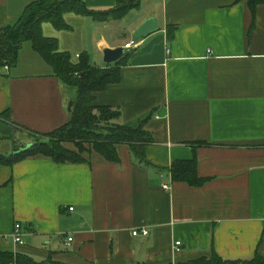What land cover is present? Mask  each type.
I'll use <instances>...</instances> for the list:
<instances>
[{
  "label": "crops",
  "instance_id": "0c3cea01",
  "mask_svg": "<svg viewBox=\"0 0 264 264\" xmlns=\"http://www.w3.org/2000/svg\"><path fill=\"white\" fill-rule=\"evenodd\" d=\"M31 1L0 0V28ZM82 1L95 10L115 6ZM138 3L109 21L67 12L69 29L44 21L41 33L56 38L72 62L86 52L96 67L110 64L105 48L123 47L120 81L98 91L94 104L119 107L130 127L147 120L148 165L124 143L116 145L117 162L90 150L83 162L34 155L0 165V251L45 264H175L212 251L223 259L264 258V4L251 25L243 0ZM148 17L158 30L133 39ZM19 51L14 68H0V114H9L0 118V141L22 133L32 144L68 120L75 93L29 42ZM193 156L206 181H174L171 162ZM15 223L20 245L11 240ZM138 228L148 234L133 236Z\"/></svg>",
  "mask_w": 264,
  "mask_h": 264
},
{
  "label": "trees",
  "instance_id": "16d2710c",
  "mask_svg": "<svg viewBox=\"0 0 264 264\" xmlns=\"http://www.w3.org/2000/svg\"><path fill=\"white\" fill-rule=\"evenodd\" d=\"M243 1L252 14V25L255 9L264 4V0ZM114 4L110 9L95 10L85 5L82 0H33L27 3L13 24L0 28V68H14L20 48L24 42H29L32 49L52 68L54 75L75 93L69 118L64 124L46 134H39L38 139L29 147H16L21 148L17 153L0 154V165H12L34 155L48 156L59 164L83 162V154L90 150L98 152L107 160L117 162L116 145L119 143L126 144L140 164L148 165L145 147L153 142V135L146 129L147 120L130 127L120 120L119 107L94 104L98 91L120 81V69L126 64L127 53L115 63L102 67L89 63L86 52L78 55L77 62H72L69 52L59 50L56 38L41 33L44 21L51 22L56 29H69L63 20V15L67 12L75 11L101 22L121 19L130 8L139 5L138 0H115ZM0 118L9 121L8 111L1 112ZM66 144H72L74 148L67 147ZM195 144L200 145L202 142ZM168 170L170 177L176 182L182 181L194 186L206 181L197 173L195 156L189 160L172 161ZM0 264H45V261H34L22 253L0 251ZM136 264L146 263L138 261ZM175 264H264V258L256 253L248 259H223L212 251L208 256Z\"/></svg>",
  "mask_w": 264,
  "mask_h": 264
},
{
  "label": "water",
  "instance_id": "95a60500",
  "mask_svg": "<svg viewBox=\"0 0 264 264\" xmlns=\"http://www.w3.org/2000/svg\"><path fill=\"white\" fill-rule=\"evenodd\" d=\"M158 21L155 17H148L133 31V39L145 38V36L157 31ZM123 54V47L117 46L115 49L105 48L103 51V61L105 63H115ZM72 100L68 103V111H71ZM21 148L14 149L12 153H17Z\"/></svg>",
  "mask_w": 264,
  "mask_h": 264
},
{
  "label": "built area",
  "instance_id": "2783aa9c",
  "mask_svg": "<svg viewBox=\"0 0 264 264\" xmlns=\"http://www.w3.org/2000/svg\"><path fill=\"white\" fill-rule=\"evenodd\" d=\"M131 45H135V41L134 40H131L130 43H126L124 45V47L126 49H129L131 48ZM6 69H8L7 66H5ZM162 187L165 189H167L169 187L168 183L164 182V184L162 185ZM69 210H72V207H69L68 208ZM14 229H13V232L11 234V240L14 242V244L16 245H20L22 244L24 241L22 240V229H21V226H20V223H15L14 224ZM137 234H141V235H147L148 234V229L146 228H138V229H134L132 230V235L133 236H137ZM67 243H69L70 241H72V237H67ZM179 245H180V242L177 241L175 242V247L176 249L179 248Z\"/></svg>",
  "mask_w": 264,
  "mask_h": 264
},
{
  "label": "rangeland",
  "instance_id": "374dc122",
  "mask_svg": "<svg viewBox=\"0 0 264 264\" xmlns=\"http://www.w3.org/2000/svg\"><path fill=\"white\" fill-rule=\"evenodd\" d=\"M133 16V15H131ZM74 91V90H73ZM15 133V132H14ZM13 133V134H14ZM39 135L33 136V140L36 141ZM31 138H27V136L23 135L22 133H17V135L11 137L10 139H5V142L0 141V154H10L13 152V147H29L31 144H26L25 142ZM72 148L74 146L70 144ZM87 146V145H85Z\"/></svg>",
  "mask_w": 264,
  "mask_h": 264
}]
</instances>
